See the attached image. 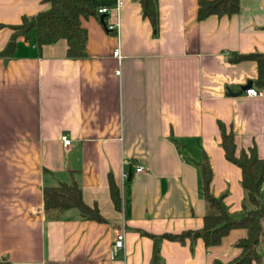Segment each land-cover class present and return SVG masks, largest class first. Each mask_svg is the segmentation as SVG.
I'll use <instances>...</instances> for the list:
<instances>
[{"label":"crops","instance_id":"0c3cea01","mask_svg":"<svg viewBox=\"0 0 264 264\" xmlns=\"http://www.w3.org/2000/svg\"><path fill=\"white\" fill-rule=\"evenodd\" d=\"M89 1L108 11L79 17L83 56H67L65 38L37 46L31 34L0 55V257L9 264H151L153 240L144 231L202 225L203 153L209 192L229 213L243 209L240 169L224 157L218 121L237 147L253 144L264 158V86L256 96L240 89L256 78V62L225 58L229 50L264 51V0H239L237 12L201 19L197 0H156L154 34L138 1ZM46 6L0 0V50L10 25ZM115 21L117 31H107ZM71 181L104 220L75 207L46 216L42 187ZM258 193L262 204L264 183ZM119 230L123 246L112 251ZM243 235L233 227L212 245L160 238L157 264H227ZM256 249L264 264V231Z\"/></svg>","mask_w":264,"mask_h":264},{"label":"trees","instance_id":"16d2710c","mask_svg":"<svg viewBox=\"0 0 264 264\" xmlns=\"http://www.w3.org/2000/svg\"><path fill=\"white\" fill-rule=\"evenodd\" d=\"M140 5V14L146 17L152 28L153 34L157 29V4L156 0H136ZM47 6L37 10L33 14H22L17 24H12V31L8 35L0 55L9 54L14 46L16 36L22 35L28 38L30 34L34 43L40 46L50 43L58 38H65V54L69 57H80L85 54L84 45L86 41L85 28L80 24V16L92 15L96 12V6L89 0H45ZM195 17L198 19L211 15H226L235 13L240 8L239 0H197ZM226 60L239 61L252 59L256 62V78L250 81L255 88L264 86V51H250L238 53L233 50L227 51ZM220 135L219 146L223 149L224 157L232 161L240 169V186L244 196L242 210L237 213H229L221 203V196L215 197L209 192L211 177L210 165L203 153L199 162L201 194L204 199V213L202 225L198 228L182 229L173 232H161L159 234L146 233L153 240L151 251V264H157L158 242L160 238L178 240L184 242L189 239L190 243L195 238L202 239L205 245L218 243L220 237L233 227H242L244 235L235 241L239 247V253L230 259L227 264H260L261 254L257 251L264 231V203L258 200L259 187L264 179V158L258 157L253 144L245 147H237L231 128L226 129L224 123L217 122ZM109 196L113 205L120 206L121 197L118 188L113 182L110 174L107 176ZM42 208L47 217H55L58 212L75 207L81 217L104 220L95 206L89 207L80 198V188L76 182L69 184L59 182L54 186L44 185L42 187ZM249 203L251 207L245 208ZM0 264H9L4 256L0 257Z\"/></svg>","mask_w":264,"mask_h":264},{"label":"built area","instance_id":"2783aa9c","mask_svg":"<svg viewBox=\"0 0 264 264\" xmlns=\"http://www.w3.org/2000/svg\"><path fill=\"white\" fill-rule=\"evenodd\" d=\"M96 11L100 12V13L101 12L105 13V12L108 11V7L104 6V5H97ZM104 27H105V29L107 31L108 30H112V31L116 32L117 28H118V22L117 21L108 22V23H106L104 25ZM112 50H113L112 54H114L116 57H119V49H117V47H115ZM243 90H244V92L246 94H249V95H252V96H256V95H258V93L261 92L260 89H256V88H254L251 85H249L248 87L243 88ZM58 138H59V140H61L63 146H67L70 143V141H71L69 136H68V134H66V133H61ZM134 167H135L134 168L135 171H142L143 169L146 168L145 165H143V164H136V165H134ZM262 183H264V179L262 180V182L260 184L259 190H260V188L262 186ZM122 239H123V230H119V231L116 232L115 237H114V239L112 241L113 242L112 243V247H111L112 251H115V249L120 248V247L123 246Z\"/></svg>","mask_w":264,"mask_h":264},{"label":"water","instance_id":"95a60500","mask_svg":"<svg viewBox=\"0 0 264 264\" xmlns=\"http://www.w3.org/2000/svg\"><path fill=\"white\" fill-rule=\"evenodd\" d=\"M101 18H102V15L100 14L99 15L100 21H102ZM249 85H250V80L248 79L246 82L243 83V85L240 86V89L243 90V88L248 87ZM128 173H130V170H128Z\"/></svg>","mask_w":264,"mask_h":264}]
</instances>
